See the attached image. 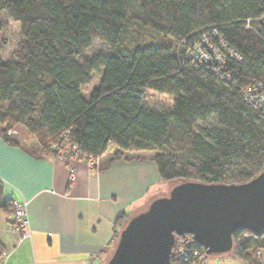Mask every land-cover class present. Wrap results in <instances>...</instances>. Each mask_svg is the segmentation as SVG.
I'll return each mask as SVG.
<instances>
[{
  "label": "trees",
  "instance_id": "obj_1",
  "mask_svg": "<svg viewBox=\"0 0 264 264\" xmlns=\"http://www.w3.org/2000/svg\"><path fill=\"white\" fill-rule=\"evenodd\" d=\"M1 13L18 24L22 41L12 61L0 56L3 141L16 145L17 135L6 132L18 126L47 156L64 139L85 161L108 151L113 161L152 152L166 182L239 184L264 168V110L243 98L257 83L264 90V0H0ZM146 26L171 39L121 47L130 29ZM204 38L242 60L226 54L218 67L214 56L209 62L188 56L190 50L198 56ZM94 41L112 52L78 63ZM95 70L100 83L85 96ZM146 90L170 95L169 109L151 105ZM212 115L218 126L195 132ZM2 190L0 181V208L14 212ZM128 218L115 221L114 243ZM186 237L203 250L190 234L175 240ZM232 242L233 258L263 264L264 233L237 231Z\"/></svg>",
  "mask_w": 264,
  "mask_h": 264
},
{
  "label": "crops",
  "instance_id": "obj_2",
  "mask_svg": "<svg viewBox=\"0 0 264 264\" xmlns=\"http://www.w3.org/2000/svg\"><path fill=\"white\" fill-rule=\"evenodd\" d=\"M15 139L13 145L0 137L2 197L24 206L28 237L11 230L14 212L0 208L6 264H107L119 216L130 218L164 195L153 189L162 180L152 152H127L125 159L113 161L108 151L90 169L85 160L44 155L21 127ZM223 255L213 264H245ZM259 256L264 264L263 250Z\"/></svg>",
  "mask_w": 264,
  "mask_h": 264
},
{
  "label": "water",
  "instance_id": "obj_3",
  "mask_svg": "<svg viewBox=\"0 0 264 264\" xmlns=\"http://www.w3.org/2000/svg\"><path fill=\"white\" fill-rule=\"evenodd\" d=\"M241 230L264 233V168L246 183H177L128 218L107 264H171L175 237L186 234L207 256L230 254Z\"/></svg>",
  "mask_w": 264,
  "mask_h": 264
},
{
  "label": "rangeland",
  "instance_id": "obj_4",
  "mask_svg": "<svg viewBox=\"0 0 264 264\" xmlns=\"http://www.w3.org/2000/svg\"><path fill=\"white\" fill-rule=\"evenodd\" d=\"M0 20H2L4 24L3 29L0 31V56L4 60L12 61L14 59L15 51L17 50L19 44L22 42L20 37V30L18 28V24L12 21L11 19H9L6 13L0 14ZM167 39H171V37L167 34L164 35L158 33L150 26H146L144 27V29L133 28L130 29V31L124 37L121 47L133 48V46H140L149 43L150 44L161 43L163 41H166ZM111 52L112 49L109 48L105 43L101 41L100 42L94 41L89 47V50H87L83 55L79 56V58H76L75 60L78 63L82 64L84 61L90 60V58L94 56H98L101 54L108 55ZM100 76H101L100 70L93 71L91 75V83L83 88V94H85V96L89 95L91 90H93L98 86V84L100 83L99 82ZM146 98L151 105H154L156 108H159L164 111L168 110L173 102L171 100L172 97L170 95L168 96L166 94L156 93L151 90H146ZM217 126H218V122L216 121V116L212 115L203 122H197L194 130L195 132H198L199 129L203 127L214 128ZM18 128L20 127L16 126L17 130ZM176 184L177 182L175 181L173 182L161 181L160 186L159 185L154 186L153 189L157 190L159 193L163 192L164 194H168L170 192V189H172L173 186H175ZM215 257L221 258V257H226V255L209 254L207 258L208 264H213ZM224 261H228V260L226 259Z\"/></svg>",
  "mask_w": 264,
  "mask_h": 264
},
{
  "label": "built area",
  "instance_id": "obj_5",
  "mask_svg": "<svg viewBox=\"0 0 264 264\" xmlns=\"http://www.w3.org/2000/svg\"><path fill=\"white\" fill-rule=\"evenodd\" d=\"M202 46L196 48V53L198 52V56L194 55L192 50L187 53L188 56H193V58L203 59L207 62L210 61L211 56H214L215 64L218 67L223 66L224 61L226 60V54L230 57L234 58L235 60L241 61L242 57L237 54L234 50L229 49L227 45H222L220 48L214 46L213 44L209 43L206 38L202 39ZM217 70V69H215ZM243 98L245 99L246 103L252 105L255 109H263L264 110V90L263 86L259 83L252 85L243 93ZM7 135L10 137H15L18 135L17 130H7ZM52 149L55 150V155L53 157H57L59 159L63 158L65 160L70 159H80V152L77 145L73 142H69L67 139H64L60 142V144H53ZM86 162L90 169H93L97 163L99 162V158H87ZM14 207V218L15 222L10 225L11 230L16 232L20 235L22 239L27 238L28 235L25 229V220L22 218L24 215V206L20 203H13ZM173 248L171 251V260H173V264H183L188 257H192V261L189 264H207V255L205 254L204 250L194 249L192 244H190V240L186 238H179L176 239ZM7 253L0 251V264H6ZM172 264V262H171Z\"/></svg>",
  "mask_w": 264,
  "mask_h": 264
}]
</instances>
